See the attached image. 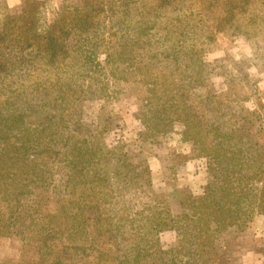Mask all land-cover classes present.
<instances>
[{
  "label": "rangeland",
  "instance_id": "rangeland-1",
  "mask_svg": "<svg viewBox=\"0 0 264 264\" xmlns=\"http://www.w3.org/2000/svg\"><path fill=\"white\" fill-rule=\"evenodd\" d=\"M22 1L9 6L0 0V23L2 12ZM62 1L28 3L23 20L36 7L38 22L51 23ZM93 1L98 15L83 27L67 20L54 57L37 45L26 53L29 48L19 52L0 41V157L25 159L9 168L15 186L0 192V264H191L197 254L174 250V229L150 237L161 253L133 232L127 218L145 198L111 197L116 182L107 151L122 143L137 147L141 131L148 136L156 125L186 114L181 107L208 122L226 113V126L241 108L254 110L264 147V0H231L236 6L224 22L217 17L226 16L228 0ZM157 108L165 119L159 120ZM179 126L170 121L164 129ZM167 145L152 147L162 159L153 157L150 168L155 191L177 213L167 173L180 169L189 149L178 134ZM80 150L83 155L74 156ZM99 157L107 181L81 176L74 183L72 174L99 172ZM137 244L146 251L137 255Z\"/></svg>",
  "mask_w": 264,
  "mask_h": 264
},
{
  "label": "trees",
  "instance_id": "trees-1",
  "mask_svg": "<svg viewBox=\"0 0 264 264\" xmlns=\"http://www.w3.org/2000/svg\"><path fill=\"white\" fill-rule=\"evenodd\" d=\"M31 2L39 5L43 0H23L21 6L13 9L14 11L5 9L2 12L0 41L6 45H14L13 48L19 52L29 48L26 53H30L32 47L37 45V49L41 48L43 54L54 57L62 50L65 38L61 33H67L64 32L68 27L67 20L72 22L71 26L83 27L98 15L93 0H76L73 4L63 0L57 17L51 20V23L38 22L37 13L40 9L36 7L32 15L23 20L25 6ZM231 2H224L229 4V8L226 16L217 17L218 22L232 17L230 11L236 5ZM38 26L43 28L38 31ZM210 109L215 110L216 107ZM180 110H185L186 114L178 113L162 126L156 125L152 130L154 133L147 136L145 131H141L137 147L122 143L108 149L107 152L113 155L114 160L108 172L116 182V187L111 190V197L117 196L115 192L121 195H143L144 202L140 203L139 209L135 210L127 221L133 225L131 229L139 234L148 249L161 253L158 242L152 241L150 237L163 230L174 229L178 235L174 250L179 253L188 252L189 256L197 254L194 261L189 260L191 264H242L241 257L246 251L253 250L264 254V247H258L264 239H253L254 219L258 217L264 220V147L258 139L260 116L254 110L241 108L242 113L234 115L233 123L226 126V113L213 115L215 120L208 122L192 109L181 107ZM154 111L160 114L159 120L167 116L162 109L157 108ZM170 121H176L180 126L165 131L164 128ZM143 125L148 127L145 122ZM174 134H178L182 145L189 149L180 169L168 170L167 173L176 187L177 213H172L171 201L155 191L153 171L150 168L153 157L162 159L161 154L153 152L152 147L158 146L161 141L168 146L170 137ZM13 147L19 148L20 145L15 144ZM77 147L86 148L81 144ZM84 152L85 150H80L74 156H81ZM98 160L99 163L96 164L100 167L99 172L72 174L74 183L79 181L81 176L84 179L89 177L100 182L107 181L109 176L106 171L101 172L105 160L101 157ZM190 160H202L205 165L206 181L200 195H195L187 182L180 180L186 170V162ZM24 163V157H9L7 160L0 157V192L15 186L16 177L8 176L9 168L14 164ZM17 171L21 180L23 173L20 167ZM34 177H38V173H35ZM20 180L17 179V183ZM134 205L131 207L134 208ZM42 243L45 244V241ZM134 247L139 250L137 255L141 254L142 247L138 244ZM147 248L143 247V252ZM227 254L230 255L229 258L225 257ZM41 257L44 261L47 258L46 255ZM121 262L122 260L118 264L125 263Z\"/></svg>",
  "mask_w": 264,
  "mask_h": 264
},
{
  "label": "crops",
  "instance_id": "crops-1",
  "mask_svg": "<svg viewBox=\"0 0 264 264\" xmlns=\"http://www.w3.org/2000/svg\"><path fill=\"white\" fill-rule=\"evenodd\" d=\"M9 6L17 4V0H4ZM20 1V0H19ZM180 180L187 184L196 192H200L205 184V169L202 160H190L186 162V170ZM253 233L255 237L264 238V220L256 217L253 224ZM242 264H264V254L249 250L243 253L241 257Z\"/></svg>",
  "mask_w": 264,
  "mask_h": 264
},
{
  "label": "clouds",
  "instance_id": "clouds-1",
  "mask_svg": "<svg viewBox=\"0 0 264 264\" xmlns=\"http://www.w3.org/2000/svg\"><path fill=\"white\" fill-rule=\"evenodd\" d=\"M17 2H19V0H17Z\"/></svg>",
  "mask_w": 264,
  "mask_h": 264
}]
</instances>
